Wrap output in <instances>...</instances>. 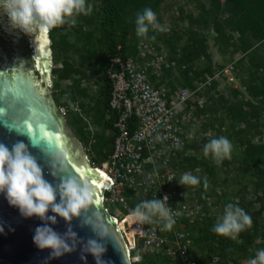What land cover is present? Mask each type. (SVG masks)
Segmentation results:
<instances>
[{"label":"trees","instance_id":"1","mask_svg":"<svg viewBox=\"0 0 264 264\" xmlns=\"http://www.w3.org/2000/svg\"><path fill=\"white\" fill-rule=\"evenodd\" d=\"M163 3L164 0H99V5L89 6V14L83 17L84 24L91 26L89 31L85 32L84 25L79 22L71 26L67 24L57 26L51 30L53 52L80 51V66L97 60L99 71L102 73L98 99L86 109L84 104H80L85 109V113H93V124L99 128V131L92 132L84 122L81 112L72 109L69 111L70 119L67 118V121L85 145L92 163L100 166L111 154L115 138L116 114L109 106L112 86L106 76L109 59L116 55H136L141 42L152 44L159 51L164 48L167 61L174 62L175 67L163 68L160 84H167L174 89L175 80L173 79L178 76L179 86L195 89L197 81L204 80L206 75L213 76L216 71L226 67L224 64L220 65L213 61L208 52L207 38L201 37L194 27L213 29L216 45L220 49L225 48L224 54H230L229 62L234 63V73L239 77L249 97H244L240 89L231 88L233 101L221 95L217 101L219 102L217 107L226 112L233 128L241 127L237 131L239 145L243 147L239 169L243 173L252 171V176L255 178L253 182L255 201L261 203V207L256 214L250 216L251 226L241 231L236 239L218 235L212 231L218 218L211 217L210 209L207 210L210 216L204 218L203 221L193 224L186 222L185 225L192 234L194 248L199 254L205 256L219 254L224 258H229L234 264H242L243 261L253 257L257 249H264V242L256 244L258 237L264 239V231L259 222L264 211V142L260 138L255 143L250 133L253 129H257L256 133L261 134L262 131L259 129L264 128V0H209L208 5L198 2L199 13L196 16L189 14L183 18L190 27L187 30L188 37L185 42H183L182 34L177 31L159 33L158 29L152 27L149 28L146 37H138L134 23L137 13L145 8H151L156 14ZM156 18L159 24L161 18L159 16ZM73 32H76L75 34L81 41L84 40L82 46L70 41L69 37ZM236 56H239L238 60H235ZM182 66L186 68L183 69ZM90 69L95 71L93 68ZM75 75H81L82 78L87 76L86 71L80 67L63 61L61 69H53V76L56 79L54 85L57 87L59 81L70 80ZM218 87L219 83L214 82L203 93L197 94L198 97H205L207 103L202 108L195 104L196 117H207L209 112L215 109L210 103ZM79 97L93 99L88 90L81 87L80 82L68 96L66 105L72 106ZM198 149L197 144L186 140L185 146L177 157L171 160L170 166L180 171H192V175L195 176H197L198 169H204L212 176L213 169L210 168L208 156L204 155L203 159L189 153L191 150ZM199 180L198 193L203 198L206 195L207 185L203 180ZM243 188L248 187L243 186ZM128 194L131 193L128 192ZM141 201H144L143 198L136 197L129 204L130 208L134 209ZM244 202V198L240 197L236 205H243ZM235 252L239 254L234 255ZM138 255L143 256L139 262L133 264H162V261L145 255L142 251L131 252V256Z\"/></svg>","mask_w":264,"mask_h":264},{"label":"built area","instance_id":"2","mask_svg":"<svg viewBox=\"0 0 264 264\" xmlns=\"http://www.w3.org/2000/svg\"><path fill=\"white\" fill-rule=\"evenodd\" d=\"M164 67L174 68L175 63L167 61L163 49L159 51L145 42L139 44L136 55H116L108 61L106 76L112 86L109 106L116 114L115 138L108 159L100 166L93 163L111 182L104 205L117 219L131 252L142 251L162 264H234L219 254L201 255L194 248L185 223L201 222L210 216V204L200 197L198 185L178 182L182 174L192 171L174 169L170 162L185 146L187 129L197 121L195 104L202 108L207 103L197 94L220 82L224 73L233 74L234 83L239 77L231 64L197 81L192 91L189 87L173 89L160 84ZM72 109L81 111L78 103ZM62 112L66 115V110ZM165 196L175 221L171 229L165 230L163 223L139 224L131 218L129 204L136 197L151 200Z\"/></svg>","mask_w":264,"mask_h":264},{"label":"water","instance_id":"3","mask_svg":"<svg viewBox=\"0 0 264 264\" xmlns=\"http://www.w3.org/2000/svg\"><path fill=\"white\" fill-rule=\"evenodd\" d=\"M51 30L29 36L10 28L6 17H0V143L11 148L24 142L42 168L44 178L54 186L65 175L78 174L89 179L100 202L70 220L49 210L47 216L56 217L53 222L36 215L25 217L0 193V264H96L87 251L90 240H97L106 248L101 264H133L118 221L104 205L111 182L93 165L52 94ZM52 145L63 149V160L52 154ZM100 221L105 224L106 233L96 229L95 223ZM44 224L63 237L72 250L57 257L49 248H38L33 236L37 227Z\"/></svg>","mask_w":264,"mask_h":264},{"label":"clouds","instance_id":"4","mask_svg":"<svg viewBox=\"0 0 264 264\" xmlns=\"http://www.w3.org/2000/svg\"><path fill=\"white\" fill-rule=\"evenodd\" d=\"M86 11H90V7L86 8V0H0V17H6L10 28L29 36L65 24L74 25L76 21L73 16ZM134 23L138 37H146L150 27H159L156 14L151 8L137 13ZM51 147L54 156L61 160L65 158L63 149L55 145ZM231 149L229 139L220 136L206 143L203 152L205 156L211 154L219 163L230 157ZM178 182L187 186L197 185L200 180L195 175L184 173ZM0 193L25 217L36 215L42 220L53 222L56 217L47 216L49 210L70 220L74 216H80L90 206L95 208L97 204L96 189L87 178H81L78 174L65 175L56 186L46 180L42 168L24 142L15 143L11 148L0 143ZM131 218L139 224L163 223L165 230L171 229L175 222L166 196L141 201L131 212ZM251 223V217L241 207L228 203L224 207L223 216L218 218L212 231L236 239ZM95 227L101 233L107 232L103 221L96 222ZM33 242L40 249H51L52 255L57 257L72 250L66 240L47 224L37 227ZM87 251L95 258L96 264H101V257L106 248L97 240H90ZM247 264H264V249L257 250Z\"/></svg>","mask_w":264,"mask_h":264},{"label":"rangeland","instance_id":"5","mask_svg":"<svg viewBox=\"0 0 264 264\" xmlns=\"http://www.w3.org/2000/svg\"><path fill=\"white\" fill-rule=\"evenodd\" d=\"M198 2L208 5L209 0H164V3L161 5L159 11L156 13V16L161 18V22L159 23L158 29L159 33L166 32L171 33V31H177L182 34L183 42L186 41L188 37L187 30L190 29L188 22L183 18L189 14L197 15L199 13L198 10ZM94 5L95 7L99 5V0H86V8ZM90 11H86V13H81L78 15H74L73 19L76 22L84 25V31H89L91 26H86L83 21V17L86 14H89ZM183 13V16H182ZM154 29V28H153ZM198 34L201 37H206V44L208 46V52L211 54L214 62L220 65H231L234 63H230V54H224V50L220 49L219 46L215 43V33L213 29H206L202 27H194ZM193 29V30H194ZM73 32L70 35L69 39L71 42H76L79 46H82L84 40H80L78 36ZM79 39V40H78ZM80 51L76 52L75 50L68 51H58L53 52L54 56V69H61L63 65V61H68L74 64L77 67H80L83 71H86L87 76L82 78L81 75H75L70 80L59 81L56 87L55 77L53 76V85L51 90L53 92L54 99L61 109L66 110V118L70 119L69 111L72 109V106H67V99L74 87L80 82L81 87L88 90V93L93 99L86 98H78L76 103L84 104L85 109L88 106L94 104V101L98 99V94L101 89L102 84V73L99 71V62L97 60H92L89 64L80 66ZM239 56H236L235 60H238ZM91 65V66H90ZM95 69L93 71L92 69ZM90 69V70H89ZM177 78L175 79L174 86L179 88L181 86L177 83ZM233 74L224 73L222 79L220 80L217 91L213 93L211 97V106L213 109L207 117L198 116L197 121L193 123V125L189 126L185 135V142L188 140L191 143H195L198 145V150H191L189 153L199 156V158H205L204 156V145L208 143L211 139L217 138L220 136L227 137L232 144L230 157L224 158L219 163L212 157L211 154L208 155L210 168L213 169L212 176L207 170L198 169L196 174L197 177L203 182L206 183L205 197H203L205 204L209 205V209L211 212V217L221 218L223 216L224 207L228 203L237 204L240 201V197L244 198L243 205L241 207L249 216L256 214L261 207V203H257L255 201L254 194V185L253 182L255 178L252 176V171L249 173H243L240 168V160L241 153L243 147L239 145L238 134L237 131L241 128L240 126L232 127V123L226 112L223 109L218 108V99L219 96L225 95L226 99H233V94L230 91L231 88H238L241 90L244 97L249 98L246 94V90L241 85L240 82L234 83ZM233 101V100H232ZM216 107L218 108L216 110ZM81 116L84 118V122H86L87 126L92 132L99 131V128L93 124L94 115L93 113H85L81 105ZM73 110V109H72ZM222 126V127H221ZM262 131L261 134H257V129H253L250 133L253 135V141L256 143L261 138L264 142V128H260ZM243 186H247V189H244ZM260 225L264 231V211L262 212L260 219ZM264 242L263 238H257V245ZM264 244V243H263ZM261 249V248H259ZM257 249V250H259ZM239 252H235L234 255H238ZM241 255V254H240ZM141 256V255H140ZM143 256V255H142ZM141 256V257H142ZM140 257V258H141ZM133 263L139 262V260L135 259L137 256H132ZM249 259L242 262V264H247Z\"/></svg>","mask_w":264,"mask_h":264},{"label":"snow or ice","instance_id":"6","mask_svg":"<svg viewBox=\"0 0 264 264\" xmlns=\"http://www.w3.org/2000/svg\"><path fill=\"white\" fill-rule=\"evenodd\" d=\"M45 135H47V133H45ZM77 171H79V169H77ZM100 201L99 200H97V203H99Z\"/></svg>","mask_w":264,"mask_h":264},{"label":"bare ground","instance_id":"7","mask_svg":"<svg viewBox=\"0 0 264 264\" xmlns=\"http://www.w3.org/2000/svg\"><path fill=\"white\" fill-rule=\"evenodd\" d=\"M190 90L192 91V90H194V89L190 88Z\"/></svg>","mask_w":264,"mask_h":264},{"label":"crops","instance_id":"8","mask_svg":"<svg viewBox=\"0 0 264 264\" xmlns=\"http://www.w3.org/2000/svg\"><path fill=\"white\" fill-rule=\"evenodd\" d=\"M175 80V78L173 79V81Z\"/></svg>","mask_w":264,"mask_h":264},{"label":"flooded vegetation","instance_id":"9","mask_svg":"<svg viewBox=\"0 0 264 264\" xmlns=\"http://www.w3.org/2000/svg\"><path fill=\"white\" fill-rule=\"evenodd\" d=\"M52 91V90H51ZM52 94H53V92H52Z\"/></svg>","mask_w":264,"mask_h":264}]
</instances>
